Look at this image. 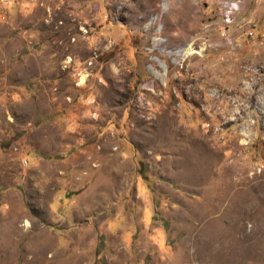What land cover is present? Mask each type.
Returning a JSON list of instances; mask_svg holds the SVG:
<instances>
[{
    "label": "rangeland",
    "instance_id": "374dc122",
    "mask_svg": "<svg viewBox=\"0 0 264 264\" xmlns=\"http://www.w3.org/2000/svg\"><path fill=\"white\" fill-rule=\"evenodd\" d=\"M0 264H264V0H0Z\"/></svg>",
    "mask_w": 264,
    "mask_h": 264
},
{
    "label": "bare ground",
    "instance_id": "6f19581e",
    "mask_svg": "<svg viewBox=\"0 0 264 264\" xmlns=\"http://www.w3.org/2000/svg\"><path fill=\"white\" fill-rule=\"evenodd\" d=\"M183 53H184V51H183ZM191 54L192 52H191V48L189 47V49L188 50H186V52H185V54Z\"/></svg>",
    "mask_w": 264,
    "mask_h": 264
}]
</instances>
